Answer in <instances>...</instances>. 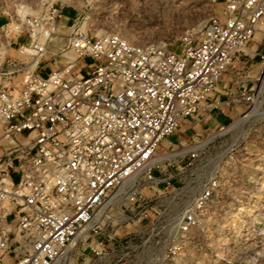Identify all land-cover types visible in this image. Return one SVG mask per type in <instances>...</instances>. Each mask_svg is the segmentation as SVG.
I'll list each match as a JSON object with an SVG mask.
<instances>
[{"label": "built area", "instance_id": "built-area-1", "mask_svg": "<svg viewBox=\"0 0 264 264\" xmlns=\"http://www.w3.org/2000/svg\"><path fill=\"white\" fill-rule=\"evenodd\" d=\"M212 2L220 12L198 34L181 37L180 53L118 33L74 32L50 63L43 60L46 77L36 72L38 62L21 88L0 82V203L15 210L16 225L15 234L0 232V253H12L10 264H66L78 246L87 264H172L203 227L221 187L211 170L201 181L193 172L198 188L190 201L180 214L166 213L181 191L173 184L183 185L169 165L207 167L202 146L161 162L158 155L174 150L167 137L207 111L204 103L264 24V0ZM61 13L51 5L8 30L27 36L42 60ZM24 69L14 64L1 75ZM224 96L239 112L255 104L257 86ZM165 185L172 201L163 207L154 191ZM117 199L123 208L112 213ZM123 223L134 230L118 233Z\"/></svg>", "mask_w": 264, "mask_h": 264}, {"label": "rangeland", "instance_id": "rangeland-1", "mask_svg": "<svg viewBox=\"0 0 264 264\" xmlns=\"http://www.w3.org/2000/svg\"><path fill=\"white\" fill-rule=\"evenodd\" d=\"M51 5L61 8L62 13L42 58L49 60L47 63L74 32L89 37L118 33L128 41L163 43L169 51L180 53L181 37L190 32L198 34L207 19L221 10V6L212 0H0V82L21 88L34 68L30 62L36 57L20 49L25 46L24 49L34 51L27 46V36L8 28L19 23L23 16L38 15ZM261 26L259 28L264 31V24ZM256 39L264 45V33ZM256 53L264 54V51L257 50ZM239 59H233L228 71L232 73L239 64L244 67V78L247 75V79L253 80L254 87L257 86L255 104L233 114L230 122L223 125V131L218 130L217 124L209 125L204 121L197 130L193 126L185 130L183 124L177 133L166 138L169 142L165 145L172 144L174 150L159 154L157 159L160 162L172 159L199 144L203 149L200 160L209 161L205 168L200 166V161L186 169L169 165L170 173L183 185L173 184L181 191L166 211L168 216L180 214L198 188L197 180L190 179L193 172L199 173L198 181L203 179L205 171L216 172L221 185L211 201L203 227L188 237L172 264H264V74L258 73L260 58L256 55L252 60L249 56ZM14 64L25 66V69L11 76L1 75ZM38 73L46 77L48 69L42 68ZM237 121L240 123L235 126ZM189 122L194 124L196 120ZM184 141L187 143L180 147ZM166 187L154 191L160 194L157 201L163 207L172 196L168 191L164 192ZM123 203L122 199L115 200L112 213L123 208ZM14 214L11 206L0 203V232L16 233ZM131 230H134L133 224L123 223L117 232ZM85 253L80 246L73 248L66 264H87ZM13 258L8 250L0 253V264H10Z\"/></svg>", "mask_w": 264, "mask_h": 264}, {"label": "crops", "instance_id": "crops-1", "mask_svg": "<svg viewBox=\"0 0 264 264\" xmlns=\"http://www.w3.org/2000/svg\"><path fill=\"white\" fill-rule=\"evenodd\" d=\"M255 40H256L255 43H250L246 47L243 53L240 54V57L249 56L250 59L252 60V58L256 55L259 58L261 53H256V51L260 50V52H263L264 45H261L260 43L261 41H259L258 39ZM43 60L44 59L40 60L38 65L36 66V72H39V70L42 68L48 69V66L45 64ZM239 60H240L239 58L236 59V61ZM240 63L242 65L245 64L244 62H240ZM248 63H251V61L249 62L248 60ZM231 72L233 74L230 73L229 71L228 73L223 74L221 81L218 84L217 90L214 93H212L208 98V100L204 103L203 106L208 107L207 111L206 112L201 111L196 116L195 118L196 122L194 124L187 121L186 124H184L186 127L193 126V128L197 130V127L200 128V125L203 121L209 125L212 123L224 125L230 122V119L232 118L233 114H235L236 112L233 109H231V106L228 105L227 97L224 96L225 91L227 90L229 92L236 93L239 89L250 90L254 87L253 80L247 79L248 77L247 75L244 78L243 74H245L246 71H244V67H242L240 64L237 67H235L234 70ZM245 81H248L249 83H246ZM214 102H219L220 105L227 106L228 109L226 111V114H222L218 109H211L210 106Z\"/></svg>", "mask_w": 264, "mask_h": 264}, {"label": "bare ground", "instance_id": "bare-ground-1", "mask_svg": "<svg viewBox=\"0 0 264 264\" xmlns=\"http://www.w3.org/2000/svg\"><path fill=\"white\" fill-rule=\"evenodd\" d=\"M261 27H262V26H261ZM261 27H260L259 30L257 31V33H256L254 39H256L257 36H260V38H261V34L264 33V31H262ZM122 37H123V36H122ZM21 49H22L24 52H26V54L29 53V55H34V56L36 55V52H35V51H32V50L29 51L28 49H24V48H21ZM38 57H39V56L36 55V57L33 58V59L31 60L30 65H31L32 67H34V66L38 63V59L40 58V57H39V58H38ZM30 73H31V72H30ZM239 123H240V122L237 121V122L235 123V126H237ZM182 125H183V124H182ZM182 125H181V126H182ZM181 126H180V127H181ZM180 127H179V128H180ZM178 130H179V129H178ZM178 130H177V132H178ZM177 132H176V133H177ZM0 133H1V130H0ZM166 142H169V141L166 140L165 143H166ZM184 142H185V141H184ZM165 143H164V145H165ZM181 144H183V142L180 143V145H181ZM177 155H178V154H177ZM159 156H160V155H158V157H159ZM168 157H171V155L168 156ZM164 158H165V157H164ZM159 161H160V160H159ZM68 249H69V248H68Z\"/></svg>", "mask_w": 264, "mask_h": 264}]
</instances>
